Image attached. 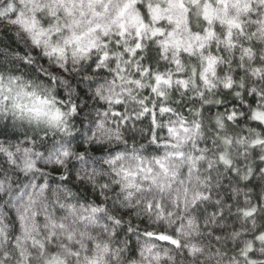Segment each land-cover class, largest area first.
I'll return each mask as SVG.
<instances>
[{
    "label": "snow or ice",
    "instance_id": "6c2138e0",
    "mask_svg": "<svg viewBox=\"0 0 264 264\" xmlns=\"http://www.w3.org/2000/svg\"><path fill=\"white\" fill-rule=\"evenodd\" d=\"M0 25V264H264V0Z\"/></svg>",
    "mask_w": 264,
    "mask_h": 264
},
{
    "label": "trees",
    "instance_id": "16d2710c",
    "mask_svg": "<svg viewBox=\"0 0 264 264\" xmlns=\"http://www.w3.org/2000/svg\"><path fill=\"white\" fill-rule=\"evenodd\" d=\"M3 28V25H0V29ZM9 36H11V33H8ZM0 39H6L4 33L2 31H0ZM13 40H14V37H13Z\"/></svg>",
    "mask_w": 264,
    "mask_h": 264
}]
</instances>
